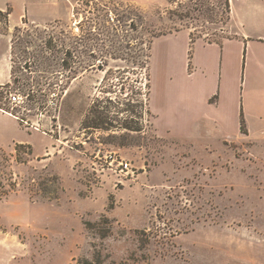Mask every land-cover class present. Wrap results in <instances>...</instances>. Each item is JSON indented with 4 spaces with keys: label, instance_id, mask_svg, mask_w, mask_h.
<instances>
[{
    "label": "rangeland",
    "instance_id": "374dc122",
    "mask_svg": "<svg viewBox=\"0 0 264 264\" xmlns=\"http://www.w3.org/2000/svg\"><path fill=\"white\" fill-rule=\"evenodd\" d=\"M228 1L74 0L55 18L34 0L29 18L47 23L10 33L0 15L12 62L0 110L17 118L0 111V264H264V121L224 133L195 120L206 90L195 99L182 55L173 79L163 53L145 67L152 35L232 37ZM95 100L136 130L85 128Z\"/></svg>",
    "mask_w": 264,
    "mask_h": 264
},
{
    "label": "crops",
    "instance_id": "0c3cea01",
    "mask_svg": "<svg viewBox=\"0 0 264 264\" xmlns=\"http://www.w3.org/2000/svg\"><path fill=\"white\" fill-rule=\"evenodd\" d=\"M145 1L152 3L157 0ZM33 2L34 0H0V11H9L8 33L21 24L43 25L47 23L46 20L39 18H29L32 17L29 13L34 11L32 10L35 6ZM229 2L232 22L235 26L232 37L225 38L221 42L196 38L191 47L189 30L166 34L154 38L150 61L153 58L156 60L157 55L162 53L165 55L164 58L171 57V64L167 62L166 69L173 79L176 72L172 60L175 55L181 54L184 59L186 76L193 81L191 85H194L192 90H194L195 99L198 93L206 90L201 99L204 111L201 112L195 102L190 104V112L194 119H206L212 122L213 126L224 129V133L229 130L239 133L242 114L248 122L264 121V0H229ZM51 3L57 8V11H53L55 18L59 17L62 11L68 13L74 6V0H51ZM62 3L64 7L60 5ZM20 7L24 9V12L22 10L16 16L15 10ZM182 34L185 36V42L180 48L177 42ZM8 41V36L0 33V85H5L11 80L12 62ZM163 44L167 45L162 47ZM190 49L192 50L191 67L189 66ZM172 88L174 92L177 90L181 92L185 86L174 85ZM166 89L167 92H173L169 88ZM216 94L219 97L215 99ZM180 95L181 93H178L173 96L180 98ZM191 96H193L192 91ZM212 98H214L213 101ZM149 106L157 131L156 124L163 115V109L151 99ZM0 111L16 118L10 113Z\"/></svg>",
    "mask_w": 264,
    "mask_h": 264
},
{
    "label": "trees",
    "instance_id": "16d2710c",
    "mask_svg": "<svg viewBox=\"0 0 264 264\" xmlns=\"http://www.w3.org/2000/svg\"><path fill=\"white\" fill-rule=\"evenodd\" d=\"M171 1L173 0H169V2L171 3ZM227 5H228V9L230 10V3L229 1L227 2ZM7 15L5 16V19H6V23L8 22V14H9V11L6 12ZM3 14V11H0V15ZM163 35H166V33H163V34H155V35H152L151 39L148 40V54L146 55V60H145V67L148 68V66H150V59H151V48H152V42L154 40V38L156 37H160V36H163ZM201 38V37H200ZM195 37L193 36V34L191 33V43H190V46L192 47V44L193 42L195 41ZM216 42V41H215ZM192 50L190 49V52H189V66L191 67V57H192ZM87 69V68H86ZM150 74L148 72V79L150 80ZM147 86L150 88V85H149V82L147 83ZM3 97V96H2ZM1 101V99H0ZM99 103L100 101H93V106L91 108V110L89 111L90 113H88L87 115L89 116H92V122H94L96 125H86L85 128H103V129H106V130H111L112 128H117V127H125L126 129H130V130H136L134 127H133V124H130V119L128 121V119H124L125 121L122 122V120H118V121H115L113 118V116L111 115L110 111L108 108H102L99 106ZM118 125H114V122H119ZM83 123H84V120H83ZM241 131L244 132L246 130L245 128V122H244V117H243V114L241 115ZM93 124V123H92ZM104 126V127H102Z\"/></svg>",
    "mask_w": 264,
    "mask_h": 264
},
{
    "label": "built area",
    "instance_id": "2783aa9c",
    "mask_svg": "<svg viewBox=\"0 0 264 264\" xmlns=\"http://www.w3.org/2000/svg\"><path fill=\"white\" fill-rule=\"evenodd\" d=\"M5 99L8 101V103L10 104H19L22 100L21 95L16 94V93H9V95L5 96ZM37 129V128H36ZM115 154H110L109 157L113 160V161H117V158H115L114 156ZM118 171L121 173H126V177L129 176V172H133L131 170V163L128 161H124V160H120L118 161Z\"/></svg>",
    "mask_w": 264,
    "mask_h": 264
}]
</instances>
